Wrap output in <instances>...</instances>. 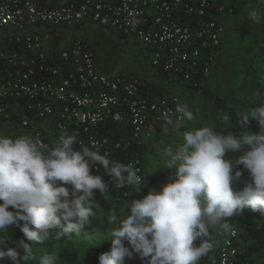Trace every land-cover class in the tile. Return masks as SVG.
Wrapping results in <instances>:
<instances>
[{"label": "built area", "instance_id": "built-area-1", "mask_svg": "<svg viewBox=\"0 0 264 264\" xmlns=\"http://www.w3.org/2000/svg\"><path fill=\"white\" fill-rule=\"evenodd\" d=\"M221 2L0 0V132L19 125L50 148L61 137L75 135L110 158L130 141L113 143L99 129L129 116L132 139L146 147L152 122L179 118V97H148L143 92L146 82L136 73L101 72L93 46L75 32L102 26L131 36L146 45L153 68L195 88L202 82L195 75L200 70L208 75L220 57L223 27L217 12L225 9ZM143 158L136 152L126 164L150 184ZM102 169L97 166L92 172L102 175ZM104 180L109 193L131 196V188L119 189L112 177ZM228 220L230 233L215 229L221 239L218 264H258L242 257L240 232L234 220Z\"/></svg>", "mask_w": 264, "mask_h": 264}, {"label": "clouds", "instance_id": "clouds-1", "mask_svg": "<svg viewBox=\"0 0 264 264\" xmlns=\"http://www.w3.org/2000/svg\"><path fill=\"white\" fill-rule=\"evenodd\" d=\"M249 18L261 22L256 11ZM176 111L179 118H166L165 133L195 119L187 105ZM250 119L258 120L259 132L225 134L210 124L185 130L183 143L165 151L166 168L174 167L175 177L160 191L148 190L141 199H132L126 218L115 211L103 217L111 247L100 254L99 264H125L134 254L147 264H198L216 245L213 229L231 232L227 218L244 208L264 213V102L242 114L241 128H247ZM241 150L243 154L235 155ZM228 153L238 157L235 163ZM239 165L250 172L253 182L234 190L233 183L242 175ZM97 166L119 189L139 193L146 187L145 176L132 164L111 162L107 154L83 145L75 135L61 137L51 148L27 135L0 136V264L5 258L11 264H61L54 253L38 258L25 239L8 247V232L19 229L28 241L44 245L71 239L72 233L90 226L98 217L96 194H109L104 176L92 172Z\"/></svg>", "mask_w": 264, "mask_h": 264}, {"label": "rangeland", "instance_id": "rangeland-1", "mask_svg": "<svg viewBox=\"0 0 264 264\" xmlns=\"http://www.w3.org/2000/svg\"><path fill=\"white\" fill-rule=\"evenodd\" d=\"M221 5H224L225 9L218 11L217 16L223 27L222 39L224 51L217 65L213 68L216 70L215 75L209 78L213 81V84L208 85L203 80L201 87L197 90L188 89V85L173 82L168 77L162 76L158 78L157 69L151 65L153 56L148 51V48L145 44L135 40L131 36L123 37L115 31L108 34V31L102 26L86 27L82 31H78L77 34L75 33V35L83 37L91 43L96 52L98 68L101 72L108 75L131 72L140 75L144 82L158 81L164 87L166 96H178L182 106L187 105L193 111L195 119L193 121L185 120L182 128L178 130L181 134L180 142H183V132L185 130H193L194 128L209 124L213 125L215 130L220 133L243 135V131L253 132L252 129L242 128L239 133L234 131L230 127L229 116L224 112L218 111L215 103L209 100L204 92L223 96L230 89L238 87L242 81L254 80V76L249 75L251 69L250 60L254 46L260 39L261 28L260 23L256 24L250 20L249 14L251 12L246 7H243L239 12L233 10L237 7L242 8L241 0H222ZM144 72H146V77L142 75ZM152 72L154 75H152ZM251 95L252 93L247 90L238 94V98L243 101V106L237 108L239 113L244 114L251 109L252 106L247 102ZM31 134L32 132L29 129H24L19 125L13 128L5 127L0 132L1 136L10 138H14L15 135L20 137L25 135L31 136ZM244 151L241 150L235 155L239 156ZM237 156H233L232 153L227 154V158L232 159L234 163L238 159ZM149 163L152 165L151 167L156 169V174L150 175L153 178L150 191L152 189L160 191L166 183L175 177L176 169L174 167L166 168L167 158L165 154L155 153L149 158L146 166ZM238 168L241 170L242 175L233 183L234 190H242L246 184L253 182L250 172L244 169L243 165H239ZM96 199L100 206L101 201L98 198ZM131 200V196L128 198L121 197L116 200L115 203H119V209L115 212L121 219L130 214V210L125 208ZM109 212L111 211L103 210L99 207L97 219L93 220L91 225L85 229L72 233L71 239L65 237L61 240H51L44 245L34 242V253L38 258L45 253H54L60 257L61 264H67L61 254V250L69 249L78 253V258L83 264H97L94 258L97 247L106 242L110 244V237L107 234L109 225L103 219ZM263 219L264 213L253 212L248 208V212L237 218L235 224L239 232L247 233L248 230L260 226ZM111 227H116V225H112ZM216 232L213 229L211 233L212 239L216 241V245L206 256L207 258L209 257L212 264H218V251L221 242ZM200 242V240H197L194 243L196 246H199ZM204 257L201 258L202 261H204ZM260 260L263 263V260ZM2 264H11V262L5 259ZM125 264H147V259L141 260V258L134 254L132 258H126Z\"/></svg>", "mask_w": 264, "mask_h": 264}, {"label": "trees", "instance_id": "trees-1", "mask_svg": "<svg viewBox=\"0 0 264 264\" xmlns=\"http://www.w3.org/2000/svg\"><path fill=\"white\" fill-rule=\"evenodd\" d=\"M241 9L234 8L233 10L239 12L246 7L250 12L256 11L261 15V22H260V39L257 44L254 46L253 54L251 56V65H250V72L249 75L254 76V80H244L242 83L233 89H230L225 95L221 96L214 93L204 92L207 98L215 103V107L218 111L224 112L229 116L230 119V127L239 133L242 128L240 125V118L242 113H239L237 108L239 106H243V101L238 98V94L242 91H248L252 93L251 97L247 100L250 106L259 105V103L264 102V0H241ZM223 42L221 45L220 57L223 53ZM219 57V58H220ZM198 75H195L196 79H200V82L207 78V75L200 70ZM157 76L158 78L164 76L168 77L173 82L176 81L173 77H171L168 73L164 72L161 69H157ZM189 87V86H188ZM201 87V85L199 86ZM199 87H189L188 89L197 90ZM143 92L151 98L155 97H162L165 96L164 87L158 81H148L143 86ZM247 128H251L253 132L260 131V125L257 119H250ZM100 134L102 136L108 137L111 142H122L125 145L130 141L128 145L121 149H115L113 155L109 158L111 162H120L126 164L131 157L136 152H141L144 156V165L146 168V173L151 175L148 171V166H146V158H145V150L146 147L143 146L142 148L137 145V143L132 139L133 130L131 127V123L129 120V116L124 117L121 121H108L99 129ZM1 136V135H0ZM102 176L108 178L107 172L105 169H102ZM152 176V175H151ZM150 184H145L146 187L143 188L139 193L135 190H131V198L132 199H141L144 195L147 194L148 190L150 191ZM97 198L101 201L100 208L107 211H116L119 209V203H115L116 200L120 199L121 197L109 193L107 195H102L97 193ZM9 210H12L11 207ZM248 212V208H244L238 214H235L232 217L227 219L235 220L240 218L244 214ZM129 215V214H128ZM127 217V216H126ZM124 217V218H126ZM122 218V219H124ZM21 239H25L26 243L31 244L34 246V242L28 241L24 236L23 233L19 231V229H12L8 232V247H14L16 241ZM126 247H131L127 241H124ZM111 245L109 243H104L97 247L94 258L96 263L99 264V256L104 252L110 251ZM240 250L242 251V257L246 261L255 262L258 264H264V219L260 226L256 227L255 229L248 230L247 233L240 232V243H239ZM61 254L64 257L67 264H83L79 258L78 253L73 250L69 249H62ZM6 259V258H5ZM263 260V263H261ZM7 260V259H6ZM201 264H212L209 261L201 262Z\"/></svg>", "mask_w": 264, "mask_h": 264}, {"label": "crops", "instance_id": "crops-1", "mask_svg": "<svg viewBox=\"0 0 264 264\" xmlns=\"http://www.w3.org/2000/svg\"><path fill=\"white\" fill-rule=\"evenodd\" d=\"M75 33L77 34V32H75ZM107 33L111 34L110 32H107ZM215 71H216L215 69L211 70L210 74L204 80V83H206L208 85L213 84V81L209 78H210V76L215 75ZM142 75L145 76L146 72H144ZM152 75H154L153 72H152ZM166 126H167L166 125V119L152 122V124H151L152 138L147 141L146 150H145V158H147L148 162H149V158H151L155 153L165 154V151L169 146L179 147L180 144L183 143V142H180L181 141L180 132L178 130H173L170 134L165 133L163 131V129ZM151 166L152 165L149 163L148 168H147L149 173L151 175L156 174V172H155L156 169H154ZM206 256L203 258V260L204 261H210L212 263V261L209 260V257L207 258ZM201 261H202V259L199 261L198 264H200ZM204 261H202V262H204Z\"/></svg>", "mask_w": 264, "mask_h": 264}]
</instances>
